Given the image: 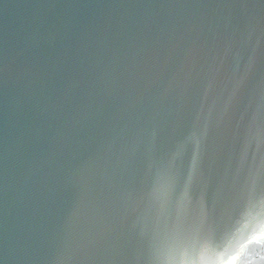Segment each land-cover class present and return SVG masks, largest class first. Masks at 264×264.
<instances>
[{
    "label": "water",
    "instance_id": "water-1",
    "mask_svg": "<svg viewBox=\"0 0 264 264\" xmlns=\"http://www.w3.org/2000/svg\"><path fill=\"white\" fill-rule=\"evenodd\" d=\"M264 264V0H0V264Z\"/></svg>",
    "mask_w": 264,
    "mask_h": 264
},
{
    "label": "clouds",
    "instance_id": "clouds-1",
    "mask_svg": "<svg viewBox=\"0 0 264 264\" xmlns=\"http://www.w3.org/2000/svg\"><path fill=\"white\" fill-rule=\"evenodd\" d=\"M227 264H232V261H228Z\"/></svg>",
    "mask_w": 264,
    "mask_h": 264
}]
</instances>
